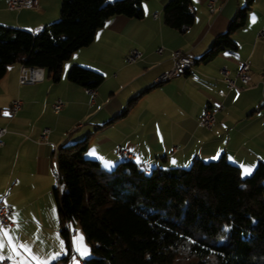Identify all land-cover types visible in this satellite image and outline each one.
<instances>
[{
    "label": "crops",
    "instance_id": "crops-1",
    "mask_svg": "<svg viewBox=\"0 0 264 264\" xmlns=\"http://www.w3.org/2000/svg\"><path fill=\"white\" fill-rule=\"evenodd\" d=\"M167 1L144 0L142 18L110 17L90 44L63 62L58 81L44 69L43 80L20 84L21 64L7 67L0 79V126L8 129L0 146V196L12 209L13 224L5 226L9 236L15 245H27L14 253L5 238L0 255L8 264H66L63 259L73 249L71 239L68 242L61 234L53 195L58 184L54 153L61 145L88 136L83 156L98 160L106 169L124 160L118 146L131 148L133 160L146 172L188 167L196 158L208 161L223 155L239 167L241 176H249L264 162V37L258 36L264 30V0H253L245 23L231 34L236 49H222L208 61L199 58L227 30L246 0H216L213 14L208 0H191L195 20L184 33L164 23L162 9ZM60 2L37 0V7L9 10L6 0H0V24L39 31L59 19ZM131 49L139 50L141 58L127 63L125 55ZM175 49L191 57L194 65L169 81L155 83L171 67ZM243 61L249 63L250 81L239 90L230 89L221 68L227 67L235 78ZM74 65L103 74L94 97L68 79ZM15 98L22 105L10 116ZM58 99L63 106L54 113L52 105ZM215 105L221 108L214 125L200 126L203 110ZM45 127L50 131L43 142L40 134ZM92 149L96 155L89 154ZM245 167L250 173L245 174ZM76 262L81 264L82 259L74 258L71 264Z\"/></svg>",
    "mask_w": 264,
    "mask_h": 264
},
{
    "label": "trees",
    "instance_id": "trees-1",
    "mask_svg": "<svg viewBox=\"0 0 264 264\" xmlns=\"http://www.w3.org/2000/svg\"><path fill=\"white\" fill-rule=\"evenodd\" d=\"M60 1L59 19L39 31L0 24V79L9 65L20 63L41 67L58 81L63 62L90 44L110 17L144 14V0ZM252 2L237 8L199 60L236 49L231 34L245 23ZM162 15L166 25L184 33L195 9L191 0H168ZM103 77L81 65L68 72L70 81L85 88L95 89ZM87 143L88 136L58 147L53 189L61 234L69 242L70 227L78 224L91 246L92 255L81 264H175L195 253L194 264H264V162L249 176L223 155L149 172L124 158L106 169L83 156Z\"/></svg>",
    "mask_w": 264,
    "mask_h": 264
},
{
    "label": "built area",
    "instance_id": "built-area-1",
    "mask_svg": "<svg viewBox=\"0 0 264 264\" xmlns=\"http://www.w3.org/2000/svg\"><path fill=\"white\" fill-rule=\"evenodd\" d=\"M6 6L9 10H20L22 8H34L37 6V0H6ZM207 8L209 13L213 14L216 12V0H208L207 2ZM156 16V14H154ZM258 36L264 37V30L260 31L258 33ZM163 51L162 47H159L157 49L158 53H161ZM141 58V52L137 49H131L127 52L125 55V60L127 63H134L138 59ZM172 60L173 63L171 67L162 73H160L155 78V83L160 84L166 81H169L170 79L179 76L181 74H184L187 70H189L194 65V60L187 56L182 50L175 49L172 53ZM250 66L247 61H243L239 67L236 70L235 78L239 79L241 82V85H238L236 83V80L234 77L230 75V71L227 69V67L223 66L221 68L223 80L228 85L230 89H236L239 90L243 86L247 85L250 81L249 76ZM44 78V69L41 67H32V66H25L21 65L19 74H18V82L20 84L24 83H34L37 81H41ZM86 91L92 95V97L95 96V89L92 88H86ZM218 94L222 97L225 96V93L223 91H219ZM22 101L20 99H13L10 107H9V114L15 115L19 109L21 108ZM63 106V103L60 99L56 100L53 105V111L54 113H59ZM221 108V105H215V106H209L205 108L200 115L198 119V124L202 127L210 128L215 123V114L216 111ZM50 129L48 127L43 128L40 134V140L46 141L47 136ZM7 133L6 127H0V146L3 145V136ZM118 154L126 158L128 160L134 159V152L131 148L127 146H118L117 147ZM54 156H56V152L54 153ZM12 209L9 208L7 205H5L1 199L0 196V224H3L4 226H10L13 224L12 222ZM71 234V231H70ZM75 258V252L72 248L69 249L66 259V264H71ZM0 264H8V259H2L0 260Z\"/></svg>",
    "mask_w": 264,
    "mask_h": 264
},
{
    "label": "rangeland",
    "instance_id": "rangeland-1",
    "mask_svg": "<svg viewBox=\"0 0 264 264\" xmlns=\"http://www.w3.org/2000/svg\"><path fill=\"white\" fill-rule=\"evenodd\" d=\"M15 99H19V98H15ZM0 127H4V126H0ZM7 132H8V129H7ZM2 140H3V138H2ZM70 230H71V238H70L71 240L70 241H71V245L73 246V249L75 251V258L78 260H81V259L90 257L92 255L91 246L88 243L84 233L81 231L78 224L71 226ZM77 249H84V250H86L87 254L86 255H80V253L77 251ZM198 257H199V255L196 253L191 254L187 258H183V259L181 258V259L177 260L175 262V264H194V262L196 261V259ZM75 264H77V262Z\"/></svg>",
    "mask_w": 264,
    "mask_h": 264
},
{
    "label": "snow or ice",
    "instance_id": "snow-or-ice-1",
    "mask_svg": "<svg viewBox=\"0 0 264 264\" xmlns=\"http://www.w3.org/2000/svg\"><path fill=\"white\" fill-rule=\"evenodd\" d=\"M89 154L90 155H96V150L92 149ZM173 163H175V161H173ZM105 166L106 167L108 166V162H105ZM250 171H251L250 168H246V167L244 168L245 174L250 173ZM5 238H7L8 244L12 245V251L14 253L18 252V248H27V245H25V244L15 245L12 238L9 236V233H8L7 229L5 228V226L3 224H0V252H2L5 248ZM61 246L63 247V243ZM77 251L80 253V255H86L87 254L86 250H84V249H77ZM56 255L58 256L60 254L57 253ZM2 259H4V256L0 255V260H2Z\"/></svg>",
    "mask_w": 264,
    "mask_h": 264
}]
</instances>
